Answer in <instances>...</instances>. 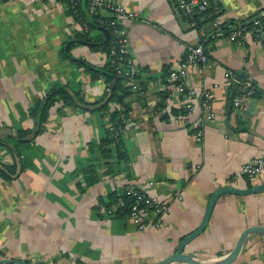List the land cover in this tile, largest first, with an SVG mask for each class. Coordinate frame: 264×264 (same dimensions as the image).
I'll list each match as a JSON object with an SVG mask.
<instances>
[{
  "label": "crops",
  "instance_id": "1",
  "mask_svg": "<svg viewBox=\"0 0 264 264\" xmlns=\"http://www.w3.org/2000/svg\"><path fill=\"white\" fill-rule=\"evenodd\" d=\"M110 1L136 15L117 22L138 89L123 100L128 123L119 137L121 157L99 159L89 145L104 139L113 105L103 106V77L90 79L77 62L101 69L105 53L75 42L81 29L59 1L0 0V141L16 128L30 131L15 148L17 175L0 179V263L151 264L198 227L216 189L245 190L264 181V171L251 178L240 173L246 161L264 158V49L249 36L242 46L204 41L208 66L200 74L193 66L186 70L192 89L212 95L214 120L200 124L198 109L184 111L167 74L187 47L199 43L208 22L188 28L174 0ZM207 2L208 17L223 24H245L264 12V0ZM240 72L252 93L243 99V109H229L225 75ZM54 83L77 93L82 103H55L35 133L27 110ZM197 128L200 141L194 137ZM0 161L13 162L1 145ZM89 164L96 166L98 179L81 189L79 170ZM127 186L166 202L159 226L139 231L126 218L104 215L99 201ZM249 227L264 228V190L221 195L186 252L202 264L220 262ZM231 264H264V238L246 236Z\"/></svg>",
  "mask_w": 264,
  "mask_h": 264
},
{
  "label": "built area",
  "instance_id": "2",
  "mask_svg": "<svg viewBox=\"0 0 264 264\" xmlns=\"http://www.w3.org/2000/svg\"><path fill=\"white\" fill-rule=\"evenodd\" d=\"M87 7L84 12L86 18L95 16V22L100 28L105 29L110 36V47L106 53V61L113 72V80L121 79L131 91H137V71L127 58V39L123 29L119 26L117 19H135L136 15L124 9L121 5L110 0H86ZM70 9L75 13L78 0H68ZM174 7L187 21L188 28L196 29V22L192 17L204 13L208 9L207 0H175ZM83 25L80 23V26ZM82 30V28H80ZM249 36L264 49V12H257L247 23L234 25L220 23L213 19L208 22V29L200 35V41L194 46L184 50L178 65L167 74L168 79L173 83L177 95L183 99V109L189 112L194 108L199 111L200 124H211L215 113L212 108V95L207 90L195 91L187 82V67L193 66L198 74L208 66L207 58L203 51L202 44L206 40H226L237 46H242L245 38ZM225 89L229 92L230 85L234 80V74L227 73ZM111 84L104 88L105 97L110 94ZM215 87V85H213ZM252 93L249 84L245 81L238 82L234 90L231 106L236 109H243L242 101ZM193 102L196 106H193ZM120 123L109 121L106 126L108 139L115 142L121 135L123 126L128 122L119 114ZM199 122L197 126H199ZM123 125V126H122ZM201 130L197 128L194 132L196 141L201 139ZM264 171V158H252L246 161L240 169L241 175L251 178ZM122 196L129 197L132 203L127 210L125 217L139 231L154 228L161 224V219L167 213V204L147 191L127 186L122 191ZM123 203L118 199L113 205L103 210L107 217H114L115 209L122 207Z\"/></svg>",
  "mask_w": 264,
  "mask_h": 264
},
{
  "label": "trees",
  "instance_id": "3",
  "mask_svg": "<svg viewBox=\"0 0 264 264\" xmlns=\"http://www.w3.org/2000/svg\"><path fill=\"white\" fill-rule=\"evenodd\" d=\"M60 3L64 4L66 8V14L76 23L80 28H82V32H77L74 36L76 42H85L92 50H101L107 53L108 48L110 47V36L108 34V39L105 43H102L104 40L103 35L99 32V26L95 22V16L90 18H86L84 16V12L87 7L86 0H78L77 8L75 13L70 9V5L68 0H56ZM175 1V0H174ZM209 9H207L204 13L196 14L192 17V19L196 22V26H200L203 23L209 22L214 19V16H209ZM80 23L83 24L80 26ZM94 34L91 35L90 34ZM102 43V44H100ZM72 45V44H71ZM65 58H69L66 54H64ZM78 65L83 67V71L90 79H94L98 75H101L106 84H111L110 86V94L107 96L105 100L104 108L109 104L113 105L112 109L110 108L109 113V121L120 123V119H118L119 114L123 115L125 118V111L127 110L124 105V98L131 94V91L128 86L125 85L123 80L115 79L113 80V72L110 69L109 64L105 63L104 67L101 69H96L91 65H88L85 62H77ZM75 102L82 103V98L77 94L73 93L70 95L64 88V86L54 83L49 90L45 93V95L34 102L28 110L27 114L31 117L36 125L35 133L41 132L43 129V123L45 122L47 116L50 113V110L53 108L54 104L59 102L62 105H75ZM110 107V106H109ZM123 126V125H122ZM14 134L5 135L0 141V145L4 147L8 154H11L13 157V162L10 164H6L0 161V179L1 180H9L14 178L18 171L21 168V164H17V153L15 151L16 146L21 143L27 141L26 138L29 134V130L24 129H14ZM94 148L99 153L102 159H108L110 156L114 155L115 158L121 157V149H120V141L119 138L115 142H111L108 139V133L106 131L105 137L102 140H99L96 145H89V150L93 151ZM113 153V154H112ZM97 168L94 164H89L81 168L80 175L82 177V185H78L81 189L87 188L93 185L97 179L98 175L96 172ZM118 199L123 203L122 207H117L115 209L114 217L125 218L127 216V210L129 205L132 203L130 198L122 196V192L119 195L111 194L108 198L103 201L100 200L99 204L104 206L105 208L113 205Z\"/></svg>",
  "mask_w": 264,
  "mask_h": 264
},
{
  "label": "water",
  "instance_id": "4",
  "mask_svg": "<svg viewBox=\"0 0 264 264\" xmlns=\"http://www.w3.org/2000/svg\"><path fill=\"white\" fill-rule=\"evenodd\" d=\"M99 32L104 37V40L102 41V43H105L108 39V32L103 28H99ZM70 43L71 42L67 43L65 46L67 47ZM76 43H78L80 45H84V46L87 45L88 46V44L85 42H76ZM102 43H100V44H102ZM245 79H246V75L244 73L240 72V73L235 74L234 80L230 85L229 94H228V108L229 109L231 107L232 96H233L234 90L236 89V87L238 85V82H240L241 80H245ZM263 190H264V181L260 185L250 187V188L245 189V190H239V189H236L233 187H220V188L216 189L210 195V197L207 201L202 220H201L200 224L198 225V227L194 231L189 233L188 235L184 236L180 240V242L178 243L176 249L171 254H169L167 257H165V258H163L157 262L151 263V264H171V263L202 264V263L196 261L191 253L186 252V247L205 228L216 199L218 197H220L221 195H225V194L246 196V195H250V194L261 193ZM250 234H259L264 238V228L263 227H249V228L244 229L240 233V235L238 236L234 247L228 253V255L223 260H221L220 262H217L214 264H231L232 262H234V260L236 259V257L238 256V254L240 252L243 240L245 239L246 236H248ZM0 264H25V263L22 261H17V262H15V261H4V262H1Z\"/></svg>",
  "mask_w": 264,
  "mask_h": 264
}]
</instances>
